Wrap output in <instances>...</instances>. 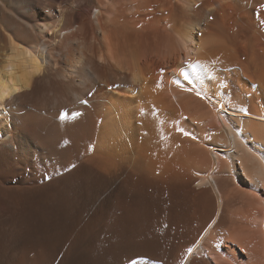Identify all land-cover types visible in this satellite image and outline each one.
I'll use <instances>...</instances> for the list:
<instances>
[{
	"label": "bare ground",
	"instance_id": "1",
	"mask_svg": "<svg viewBox=\"0 0 264 264\" xmlns=\"http://www.w3.org/2000/svg\"><path fill=\"white\" fill-rule=\"evenodd\" d=\"M0 264H264V0H0Z\"/></svg>",
	"mask_w": 264,
	"mask_h": 264
},
{
	"label": "snow or ice",
	"instance_id": "2",
	"mask_svg": "<svg viewBox=\"0 0 264 264\" xmlns=\"http://www.w3.org/2000/svg\"><path fill=\"white\" fill-rule=\"evenodd\" d=\"M185 79H187V76L185 75ZM65 118H67V114H65Z\"/></svg>",
	"mask_w": 264,
	"mask_h": 264
}]
</instances>
